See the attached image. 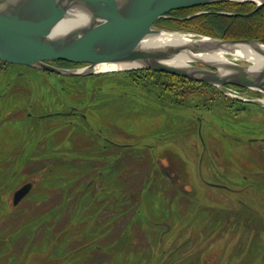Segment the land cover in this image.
Returning a JSON list of instances; mask_svg holds the SVG:
<instances>
[{"label": "rangeland", "instance_id": "rangeland-1", "mask_svg": "<svg viewBox=\"0 0 264 264\" xmlns=\"http://www.w3.org/2000/svg\"><path fill=\"white\" fill-rule=\"evenodd\" d=\"M128 78L0 61V264H264V94Z\"/></svg>", "mask_w": 264, "mask_h": 264}, {"label": "water", "instance_id": "water-1", "mask_svg": "<svg viewBox=\"0 0 264 264\" xmlns=\"http://www.w3.org/2000/svg\"><path fill=\"white\" fill-rule=\"evenodd\" d=\"M221 1L227 0H0V61L76 76L97 72L94 68L101 63L133 64L120 70L161 71L221 92L234 85L264 94V62L256 66L247 59L242 63L206 56L218 52L230 56L245 47L264 55L262 41L193 34L175 43H144L173 32L154 27L169 11ZM237 1H251L255 8L264 4ZM177 56L184 62L174 63ZM54 60L85 66L62 67L51 64ZM30 188L28 182L16 189L12 204Z\"/></svg>", "mask_w": 264, "mask_h": 264}, {"label": "trees", "instance_id": "trees-1", "mask_svg": "<svg viewBox=\"0 0 264 264\" xmlns=\"http://www.w3.org/2000/svg\"><path fill=\"white\" fill-rule=\"evenodd\" d=\"M254 8V3L250 1L236 2L227 0L171 10L167 14L172 15V18H162L157 21L162 26L171 30L183 29L188 27V24H193L195 28L192 30L200 35L226 39L251 38L264 42V4ZM69 64L76 65V63ZM138 71L126 70L124 72L129 76L128 80L132 84H141L149 87V91L156 93V95H161L162 93L167 94V96L168 94L170 95L171 92H174L173 89L176 84L198 83L213 87L206 83L186 79L182 76L154 70L140 71L141 73L144 72L142 77L138 75ZM167 80L169 81L168 84L173 85L165 86ZM158 84H161V86L157 87ZM213 89L216 88L213 87ZM220 93L222 94V92ZM176 98L177 96H175ZM168 100H170L169 102L173 101L171 98ZM179 102L180 100L175 103L178 104ZM242 206L245 209H249L245 205Z\"/></svg>", "mask_w": 264, "mask_h": 264}, {"label": "bare ground", "instance_id": "bare-ground-1", "mask_svg": "<svg viewBox=\"0 0 264 264\" xmlns=\"http://www.w3.org/2000/svg\"><path fill=\"white\" fill-rule=\"evenodd\" d=\"M257 1V0H255ZM173 32H162L158 35H154L153 37L147 38L144 41L146 44H163V43H175L181 40L186 39L187 37L193 35L194 33L191 32H183L179 30H170ZM208 58H217L220 60L232 59V60H239V59H247L251 61L254 65L259 66L261 63L264 62V55L257 53L255 50L245 47L241 50L237 51L232 55H226L225 53H214L212 55H206ZM205 57V56H204ZM185 58L181 56H177L174 59V63H183ZM133 66V64H112V63H101L95 66L94 70L103 72V71H111V70H120L124 68H129ZM263 96V95H262Z\"/></svg>", "mask_w": 264, "mask_h": 264}, {"label": "flooded vegetation", "instance_id": "flooded-vegetation-1", "mask_svg": "<svg viewBox=\"0 0 264 264\" xmlns=\"http://www.w3.org/2000/svg\"><path fill=\"white\" fill-rule=\"evenodd\" d=\"M173 16L172 15H170V14H166L164 17H162V18H172ZM162 18H160V19H162ZM52 62H54V63H56V65L57 66H62V67H73L72 65H70L69 63L70 62H67V61H63V60H54V61H52ZM140 71H143V70H139L138 71V75L139 76H142L143 77V74H144V72L143 73H141ZM226 86H230V87H233V88H235V89H237V90H239V91H243L244 89L242 88V87H238V86H234V85H226ZM162 100V99H161ZM165 101V100H164ZM169 102V101H168ZM73 110L75 111V113H77V109L76 108H73ZM79 112V111H78ZM262 140H264V139H261V141ZM147 148V147H146ZM166 163H160V166H161V168L162 169H164V168H167L166 167ZM159 166V165H158ZM23 185V184H22ZM18 189V188H17ZM31 189V188H30ZM15 192V191H14ZM14 192H13V194H14ZM25 197V196H24ZM23 197V198H24ZM12 198H13V196H12ZM244 205H246L245 203H243ZM248 205H246V207H247ZM249 207V206H248ZM247 207V208H248Z\"/></svg>", "mask_w": 264, "mask_h": 264}, {"label": "built area", "instance_id": "built-area-1", "mask_svg": "<svg viewBox=\"0 0 264 264\" xmlns=\"http://www.w3.org/2000/svg\"><path fill=\"white\" fill-rule=\"evenodd\" d=\"M224 96L228 98H232L234 100H244L247 101L248 99L245 98V94L233 87L225 86L224 90L222 91Z\"/></svg>", "mask_w": 264, "mask_h": 264}, {"label": "crops", "instance_id": "crops-1", "mask_svg": "<svg viewBox=\"0 0 264 264\" xmlns=\"http://www.w3.org/2000/svg\"><path fill=\"white\" fill-rule=\"evenodd\" d=\"M222 187V186H221Z\"/></svg>", "mask_w": 264, "mask_h": 264}]
</instances>
